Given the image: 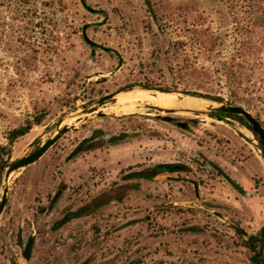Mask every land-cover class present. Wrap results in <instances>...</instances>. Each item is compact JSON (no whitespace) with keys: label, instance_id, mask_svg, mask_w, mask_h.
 <instances>
[{"label":"rangeland","instance_id":"374dc122","mask_svg":"<svg viewBox=\"0 0 264 264\" xmlns=\"http://www.w3.org/2000/svg\"><path fill=\"white\" fill-rule=\"evenodd\" d=\"M84 2L0 0V200L8 164L72 127L9 176L0 264L264 263V154L242 116L215 113L220 120L205 107L168 114L151 102L110 109L118 94L107 109L60 122L120 89L167 86L240 105L264 128L262 27L250 34L255 54L242 59L247 92L222 65L236 53L245 12L255 17L262 0ZM200 27L215 36L210 50L196 40ZM184 63L210 69L205 87L170 72ZM150 80L157 86L143 87ZM159 164L168 170L143 175ZM250 237L253 248L242 242Z\"/></svg>","mask_w":264,"mask_h":264},{"label":"trees","instance_id":"16d2710c","mask_svg":"<svg viewBox=\"0 0 264 264\" xmlns=\"http://www.w3.org/2000/svg\"><path fill=\"white\" fill-rule=\"evenodd\" d=\"M251 2V1H250ZM257 13L256 16H252L250 14V10L245 12L244 18H243V23L240 25L239 27V31L237 33V44L238 47L236 48V53L231 57L230 62L228 63H222L223 67H224V73L225 76H227L230 80H234V84H235V88H237L238 90L244 92H247L249 90L248 86H244L242 83V79H241V75H242V59L245 56V53L247 51H249L251 54H255L254 50H251V42H250V34L253 32V29L255 27H262V29L264 30V0H262L261 5L257 8ZM202 24V23H200ZM202 26V25H201ZM202 37V38H199ZM197 41H200V45L205 47V45H209L208 48L206 50H210V46L214 44V40H215V36L212 33V31L209 28H204V27H200L198 29V38H196ZM208 40V41H207ZM209 42V43H208ZM262 42H264V37ZM183 42L179 41L178 44H182ZM206 48V47H205ZM177 53V52H176ZM183 56L185 57V60H187L186 58V54L184 52ZM170 72L172 73H177L179 77L190 80L191 82H194L197 84V86H201V87H205L206 86V82L209 80L211 72L210 69L206 68V67H196L192 64L186 65V63H184L182 66H178L177 70H175V68L173 67H169ZM237 79V80H236ZM156 83H154L153 80L147 81L146 85H143V87H147V88H153ZM157 90L160 91H173L174 88L171 87H156ZM238 90H236V93H234V101H237V92ZM183 93L187 94V95H192V96H200V97H205L202 93L198 92V91H190V90H183ZM210 98V97H208ZM215 99L218 102H221L222 99L217 97H212V99ZM239 99V98H238ZM241 100H245V99H241ZM226 116H235L232 114H228L226 113ZM237 116V115H236ZM256 119L261 123V121L256 117ZM250 130V125L247 126ZM23 129H21L20 131L18 129L14 130L12 132L16 133V132H21L23 131ZM256 138L259 140V137L256 135ZM84 140L81 141V143H79L78 147L76 148V152L79 151L83 146H84ZM168 166L169 165H156L154 167V171L151 172H147L144 171L143 175L145 177H149V176H153L156 173H159L163 170H168ZM132 174H137V173H132ZM131 174V176H132ZM142 175V174H141ZM137 177L140 176L136 175ZM129 177V176H128ZM135 177V175H134ZM181 210V209H180ZM95 230H97V228H95ZM240 231L237 230V234H239ZM258 241V238L256 237H250L249 240L246 241H242L243 244H245L248 247L253 248L256 242ZM252 264H264L263 260L259 259V260H254L252 259Z\"/></svg>","mask_w":264,"mask_h":264},{"label":"water","instance_id":"95a60500","mask_svg":"<svg viewBox=\"0 0 264 264\" xmlns=\"http://www.w3.org/2000/svg\"><path fill=\"white\" fill-rule=\"evenodd\" d=\"M81 2L86 6L84 0H81ZM87 8H89V7H87ZM89 10H92V9L89 8ZM83 36L89 44H91L93 46L95 45V43L93 41H91L90 39H88V37L85 34H83ZM121 91H124V90L120 89L116 92L102 96L97 101H95V104L97 106L92 105V106L84 107L79 112L74 111V112L63 115L60 122L63 121L65 118H78V117L82 116L83 114L85 115V114L97 111V109L100 106L105 104L106 100L114 97L118 92H121ZM171 92H175V91H171ZM185 95H187V94H185ZM189 96H192V95H189ZM194 97H198V98L203 99V97H200V96H194ZM145 107L150 108V109H155L159 112H164V113H168V114L176 112L175 109H164V108H160V107H157L154 105H145ZM205 111H206L205 114L208 117H213V118H217L220 120L222 119V117L220 115L215 114V113H224V114L228 113V114H232V115L242 116L244 118L242 120V123L243 124H245V123L250 124L251 131L259 137V142L262 145L261 153L264 154V128L261 125V123L253 115H251V113L248 110H246L245 108H243L240 105L228 104V103L221 101L217 105L208 104V106L205 107ZM97 114H102V112L97 113ZM196 114H199V113L196 111ZM163 119L166 121L172 120V118L170 116H163ZM179 124L182 126L186 125L184 123H179ZM70 128H72L71 125H63L62 127H58L56 129V133L52 137L48 138L42 145H40L32 153H30L27 156L16 159V160H14L8 164L7 170H6L5 175H4L5 185L3 187L1 200H0V214H1V212L5 206L6 199H7V190H8L7 181H8L10 173H12V172H14L20 168H23L25 166H28V165L34 163L35 161H37ZM263 162H264V158H263ZM261 235L263 236V231H261ZM17 240H18V244L22 243L20 233H18ZM262 241H263V239H261V242ZM33 243H34V238L29 237L25 246H24V250H23V256L26 259L30 258V253H31V250L33 247Z\"/></svg>","mask_w":264,"mask_h":264},{"label":"bare ground","instance_id":"6f19581e","mask_svg":"<svg viewBox=\"0 0 264 264\" xmlns=\"http://www.w3.org/2000/svg\"><path fill=\"white\" fill-rule=\"evenodd\" d=\"M148 90V89H147ZM147 90H137V91H121L115 95H118L117 100L115 101L114 105L111 106L110 109L115 110L117 105H120L123 111L133 110L135 107H138L145 102L155 103L152 104L154 106L164 108V109H175L177 112H182L184 110L188 111H197L193 109H200L201 107H207L208 103L206 100L194 96L183 95L179 96L175 92L171 91H160L161 93L153 94ZM205 103L202 102V100ZM146 105H150L146 103ZM105 109H107V105H102ZM101 107V106H100ZM100 107L98 109H100ZM110 107V106H109ZM109 109V110H110ZM203 111V110H198ZM64 123V122H63ZM10 173L9 176H11ZM10 179V178H9Z\"/></svg>","mask_w":264,"mask_h":264},{"label":"flooded vegetation","instance_id":"af4514ba","mask_svg":"<svg viewBox=\"0 0 264 264\" xmlns=\"http://www.w3.org/2000/svg\"><path fill=\"white\" fill-rule=\"evenodd\" d=\"M21 244H22V243H21ZM21 244H20V245H21Z\"/></svg>","mask_w":264,"mask_h":264}]
</instances>
